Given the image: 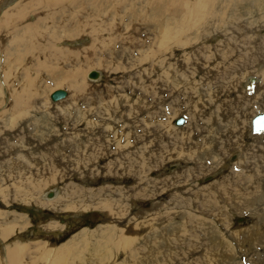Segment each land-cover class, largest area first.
I'll return each instance as SVG.
<instances>
[{
	"label": "rangeland",
	"instance_id": "1",
	"mask_svg": "<svg viewBox=\"0 0 264 264\" xmlns=\"http://www.w3.org/2000/svg\"><path fill=\"white\" fill-rule=\"evenodd\" d=\"M5 1L0 0V10ZM10 2L13 7L5 8L8 23L0 21L2 156L25 155L24 160L10 163L18 170L33 166L45 180L53 173L55 179L46 184L45 181L43 191L72 185L81 191L104 187V192L110 193L111 188L120 187L122 197H113L123 198L131 216L139 219L159 211L170 201V194L180 191L168 188L164 178L174 177L169 181L172 185L185 183L181 178L190 177L187 190H199V195L189 201L177 200L174 204L178 214L170 218L167 227L166 217H161L153 219L150 229H140L143 235L132 243L138 259L163 250V254L156 253L161 260L157 264H175L180 260L175 241L177 247L181 242L192 244L194 248L189 250L198 257L177 264H264V132L251 133L252 117L264 111V88L256 89L261 82L264 87V0H32L19 12L14 11L21 3ZM202 40H208L206 43L214 50L226 44L232 52L214 63L208 49L200 48L205 54V70L211 69V77H219L221 93L217 92L218 85L214 90L198 77L197 85L201 86L196 122L189 118L190 123L180 128L174 121L185 116L172 118L167 105L173 106L177 99L171 100L165 91L172 96L173 89L183 87V81L164 72L165 62H175L168 60L170 55L183 57L186 42ZM184 61L189 63V59ZM143 66L151 67L142 75ZM91 70L100 71L101 78L89 79ZM145 76H151V81H146ZM251 78L253 82L248 81ZM231 86L236 88L230 91ZM135 87L138 89L134 92ZM56 89H65L69 95L54 103L50 94ZM143 90L151 102L146 104L143 98L136 103V97H144ZM230 100L239 102L235 111L240 105V113L237 111L233 117L224 116L220 110ZM47 101L52 105L46 109L43 106ZM183 101L188 103V97ZM105 102L110 104L108 109H104ZM170 124L179 129H171ZM81 129L87 135L96 133L98 140L94 144L102 143L100 147L110 153L111 160L107 156L95 163L93 159L86 160L87 149L89 155L93 152L87 138L78 137ZM139 136L144 138L137 140ZM79 139L84 140L82 146H76ZM48 144L62 149L51 150ZM116 150L134 159L135 164L138 161L147 166L145 173L138 176L144 177L142 180L129 174L105 172ZM64 153L68 157L61 159ZM1 162L0 159V170L5 172ZM59 167L66 175L64 179L60 178ZM223 179L229 180L223 191L226 194L219 190L213 193L211 185H219ZM13 181H7L8 196L3 195L4 191L0 193V264L5 263L4 248L14 243L33 246L23 254L35 257L41 247L36 243L60 245L73 242L76 237L75 245L84 247L82 254L80 249L74 253L71 247L63 259L56 253L57 247L47 246L45 253L54 256L58 264H101L98 259L122 264L119 261L126 258L123 249L104 250L105 255L101 254L107 236L79 239L85 228L94 231L100 225L107 226L104 210L71 209L65 202L54 206L42 199L38 203L35 197L23 199L25 193L39 189L20 192L17 186L22 183ZM194 182L198 185H192ZM130 188H137L140 194L125 197V190ZM78 201L83 203L84 198L72 202ZM179 206L183 210L191 207L189 213L184 214ZM196 215L200 224L188 226L187 220ZM8 226L20 227V231L2 239L1 229ZM192 229H197V238H188L195 231ZM174 232L185 233L187 239L177 240V244ZM116 236L113 232L108 235L113 240ZM100 239L103 243L99 251L86 250L88 243ZM204 246L213 248L210 258L203 252ZM169 251L174 252L175 258L166 260ZM41 261L52 259L49 256V261ZM136 264L155 263L140 260Z\"/></svg>",
	"mask_w": 264,
	"mask_h": 264
},
{
	"label": "bare ground",
	"instance_id": "2",
	"mask_svg": "<svg viewBox=\"0 0 264 264\" xmlns=\"http://www.w3.org/2000/svg\"><path fill=\"white\" fill-rule=\"evenodd\" d=\"M10 1H13V4H14V2L21 3V5H19V6L17 5L16 10L14 12H19V10H20L19 8L20 7L22 9L24 6H29V4H32V0H22L21 2H20V0H6L5 2H3V4L5 6L1 7V10H0V21H2V22H4V20H5V22L7 21L6 23H8V18H7V15H6L7 9H5V8L13 7V6H11V2ZM49 40H50L51 44L54 43V39L52 37H50ZM206 42H208V40H202L201 42L196 41L195 43L194 42H186L185 44H183V46H184V56L183 57H178L177 58V57H175V55H170L168 57V60L174 59L175 62H173V61L165 62L164 72L168 76H169L170 73H172L170 75L171 76L172 75L175 76L177 78V81H181V80L183 81V83H181L183 85V87L182 86L179 87L178 90H176V91L173 89V95L172 96H171V92L170 91H168V92L165 91V94L168 97H171V100L177 99L176 102H174L173 106L167 105L169 111L173 115L172 118L173 117H177L179 115H184L185 116V122H184L185 125L183 123L182 126H180V128H184L187 125L188 122L190 123L191 120L189 121V118H192L194 123L196 122V114L198 112V105H197L198 91H199V88L201 86V85H197L198 84V82H197L198 81V77L200 79H202V80H206L208 82V87L209 88L217 90L216 86L218 85L219 88H218L217 92L221 93V87L219 85L220 84L219 83V77H217V76L211 77V69L205 70V65L206 64L204 62H202L203 56L205 54L201 51L200 48L202 46H204V48L208 49V53L207 54H209L211 56L212 61L214 63L216 61H218L220 56H223V57L229 56V54L232 52V49L229 48L226 44H221L220 46H218L217 50H214L213 46L208 45ZM154 49H156V48H154ZM233 50L236 51V52L240 51V49H237V48H234ZM149 53L152 54L153 50H151ZM147 56H148V54H147ZM180 59L182 60V62L184 61V59H189V63L184 61V62H186V67L183 65V63L180 61ZM232 64H234V63H232ZM149 67H151V66H149ZM149 67L147 66V67L143 68V71L141 72L142 75L144 74L145 70L148 73V68ZM169 67H171V69H169ZM121 69L124 70V67H122ZM95 71H97V70H95ZM97 73H98V77L95 78V79H91V80H96V79L101 78V72L97 71ZM141 77L142 76H139L138 78L140 79ZM150 77L145 76L146 81H151V80H149ZM175 77H173V78H175ZM179 78H180V80H179ZM8 80H10V79H8ZM259 82H261V81L259 80ZM235 88H236L235 86H231L230 87V91L235 89ZM262 88H264V87H263L262 82H261L256 89H262ZM136 89H138V88L135 87L133 89V91L135 92ZM63 90H65V89H63ZM65 91L67 92V96H68L69 92L67 90H65ZM142 92H143V96L144 97H142V96H139L138 98L136 97V103L138 101H140L141 99H143V98H144V101H145L146 104L149 101L151 102V100L145 96L146 93H144V90ZM251 93L252 92H250V96L253 94V93L252 94ZM163 95H164V90H162V96ZM185 96L188 97V101H189L188 103H185L183 101V98ZM173 98H175V99H173ZM52 102L55 103L57 101H52ZM52 102L51 101H47L44 104L43 107L46 108V109L49 108L50 105H52ZM237 104H239L238 100H235V101L230 100V103L226 104L225 108H220V110L223 111L224 116L233 117L232 114L236 113L237 111L239 112V106L240 105L238 106V110L235 111V108L237 109V106H236ZM75 106L78 107L79 104L75 103ZM109 106H110L109 103H107V102L104 103V109H108ZM16 111L18 112L17 109H16ZM136 111H138V110H135V112ZM19 112H20V110H19ZM146 113H147L148 116H150L148 111H146ZM138 115H139L138 112L136 113V115L134 114L135 117H138ZM145 121H146V124H147L148 123L147 119ZM95 123L96 122H94V123L92 122V124H94V125H95ZM137 124H139V121H137ZM188 125H190V124H188ZM171 129L177 130L179 128H176L174 125H171ZM78 132H79V136L78 137L82 138V137L85 136L87 138L88 148L90 150H92V152H93V153H91L89 155L88 149H87L86 160L88 158H90L91 160L93 159L92 163H95L97 159H99L100 157H103V156H107V158L109 160H111L112 157H110V153L107 152V150L105 148L100 147V145H102V143H100V142L97 143V146L94 144V142H97V140H98V136L94 135V134H96L95 132L91 133L89 135H87L88 133H87L86 130H82L81 129ZM132 133H134V132H132ZM136 133L139 135L138 132H136ZM229 136H230V134L228 133L227 137H228L229 141H227V143H229L230 140H231V138ZM19 138H20V136H19ZM143 138H144L143 136H139V138L137 140L143 139ZM130 143L132 144L133 141H130ZM83 144H84V140L79 139L76 146H82ZM48 147L51 150L59 148V147L56 148V146H53L51 144H48ZM60 149H62V148H59V150ZM165 152H166V150H165ZM2 154L3 153H1V151H0V159L3 162V163L1 162V165H4L5 172L3 170H0V193H2V191H4L3 195L8 196L7 190L10 189V185L7 184V181L8 180L10 181V179H13L14 180L13 182L20 181L22 183V184L17 186L18 190L20 189V192L23 191V190L27 191V189H30V190H38L39 189V191H36L34 193H29V194L25 193L26 194V198L22 197L23 199H27V198L28 199H33L35 197V200L38 203L40 202V199H42V200H44V202H47V203L50 202V203H52L51 205H54V206H58V205L63 204L65 202L66 203V207L71 208V209L93 207V208L104 210L106 212V218L104 219V224L107 225V226H110V227H107V226H102L101 227V225H100L101 228L99 227V229L94 230V231H91L93 229L87 230V228H85L83 230L82 234L79 233L80 234L79 235V239H82V238L97 239L99 237L107 236V239H106V242H105L106 246H103V251H102L101 254L105 255L103 253L104 250L108 251L110 249L111 250H115V249L117 250L119 248L123 249L125 254H126V258H124V259L119 261V262L122 261V264H136L140 260H145V261L149 260V262H152V263L154 262L155 264H157V262H161V260H159L160 258L157 259L158 258L157 254H159V253L163 254L164 253L163 250L151 253V255L149 257H142V258L138 259V257L134 253L136 248L133 247L134 245H132V243L134 241H136L137 237H141L143 235L142 231H140V229H146V228L150 229L149 226L151 225L153 219L157 221V219H159L161 217H166L167 220H165V224H167L166 225V227H167L170 224V221H171L170 218L172 216H175L176 214H178V212H177L178 210H177V207H176L177 205L174 204V203H176L177 200L178 201H181V200L189 201L191 198L199 195V192H198L199 190L195 191L193 188H192L193 192L191 190H187V189H189L188 188V184L191 183L190 177L181 178L180 181H183L185 183L178 182L176 184L169 185V181L172 178H174V177L167 176L164 179L168 180V184H167L168 188H174V189L180 190V191L179 192L176 191L177 192L176 194H170V198L168 199L170 201H168L163 206V208L160 207L161 209L159 211L150 213L146 218L139 219L138 217H132L131 216V212H130L128 203L125 202L123 200V198H115V197H113V196L122 197L123 190L120 187L111 188L110 189V193H108L107 191L105 193L104 190H103L104 187H103V189L81 191V190H78L76 187H74L72 185H68V186L62 187L60 189L56 188V189H51V190H48V191L47 190L43 191L42 184L45 181H46L45 182V184H46L48 181H51V180L55 179V175H53V173L52 174L50 173L49 176L47 175L48 176L47 177L48 180H45V178H43V176L40 175L39 172H36L35 170H33L34 169L33 166H29L30 169L27 168V169L18 170L17 166H14L10 162L12 160L16 161L18 159L24 160L25 155H23V154H14L11 157L10 156L6 157V156H2ZM49 154H50V152L48 153V155ZM52 154H54V151H52ZM67 157H68L67 154L64 153V154H62L61 159H66ZM59 160H60V157L57 155V159H56V161H58L57 163H59L61 161V160L60 161ZM88 161H89V159H88ZM160 161H162V160H160ZM144 162L147 164V161L144 160ZM157 162L158 161L153 163V165L156 166ZM110 163L111 164H109V166H108L109 168L107 169V171H105L106 173L109 172V173H107L108 175H111V174H119V175L129 174V175L138 177L141 174H144L145 170L147 169L146 165H140L138 163V161L135 164L134 163V159L126 158V155L124 153H122L120 150L117 151V154H115L113 156V160L110 161ZM118 166L124 167V168L127 167V168L123 170L122 168H118ZM9 169H10L11 172L8 171ZM76 171H77V169H76ZM58 173H60V176H61L60 178L64 179V177L66 176L61 171V167L58 168ZM91 174H92V172H91ZM6 175H7L8 178L5 177ZM57 178H58V176H56V179ZM143 178L144 177H138L139 180H142ZM228 181H229L228 179L227 180L223 179V182H220L219 185H216L217 182L212 184L211 185L212 186V188H211L212 192L213 193H217V191L219 190L222 193L225 190V188L227 187ZM142 184H144V183H141L139 185H142ZM151 184H153V183H151ZM192 185L197 186L198 184L196 182H194V183H192ZM146 189H148V188H145V191H147ZM138 194H140V193L137 191V188H130V189L125 190L124 196L125 197H130V196L133 195V196L137 197ZM223 194H226V191L223 192ZM108 195H110V196H108ZM107 196L110 197V198H107ZM78 198H84V202L83 203H79V201H78V203H75V202L73 203L72 202L73 200H76V199L78 200ZM193 201H195V200L193 199ZM210 203H212V202H210ZM178 208H181V210H182V212L184 214H188L191 207H189L186 210H183L182 206H179ZM186 224L188 226H192V225L198 226L200 224V219H199V217L197 215L193 216V217H191V218H189L187 220ZM111 226L114 227L117 230V232H114V231L110 230L112 228ZM134 228L139 229V231L135 233ZM192 230H195V231H194V233H192L193 235L188 236V238H191V239L197 238V235H196L197 229H192ZM16 231L19 232L20 231V227H14V226L13 227H9L8 226L6 228H2L1 229L2 239H6L10 235H13V234L15 235L17 233ZM110 232H113L115 235H117L115 240H113L111 237H108ZM188 232L191 233L192 231L190 232V230H188ZM188 232H186V233H188ZM222 235L225 236L226 234L223 233ZM172 236H173L174 240H176V241L177 240L178 241L179 240L182 241V240H186L187 239V235H185V233H182L181 235H179V234H177V232H174V233H172ZM76 239H78V237H76L74 240H76ZM74 240H73V242L72 241H68V242H66V244L61 243L60 245L59 244H53L51 242H39V243H36L38 245H41V247H40L39 250H37L38 253H36L35 257H33V255L32 256H24V254H23V251H26L27 249H30V248H34L33 246H27V244H23V243L17 242V243H14V244L10 245L9 247L4 248V254H5V259H4L5 261L4 262L6 264H21L19 260H23L24 262L22 264H56L55 263L56 259L54 260V256H52L51 254L48 255L47 253H45L46 246L49 249L52 248V247H57V246L61 247V248L56 250V253L58 254V256L60 258L64 259V256L67 255V253L70 251L71 247L74 250L79 248V246L81 247L82 244L75 245ZM178 241H177V244H179ZM102 243H103V239H100L98 242H94L93 244L92 243H88L87 246H86V250H88L90 252L94 250V253H95V251H99L100 250V248L102 247L101 246ZM174 243H175L176 248L179 251L178 254L180 255V260H178L177 263H185V262L195 261L198 258L197 256H195L193 250L192 251L189 250L191 248V246L194 248V246L192 244L188 245V243H182L181 242L182 244L180 243L178 245V247H177L175 241H174ZM204 247H206V248H203V252H205L207 254V256L210 258L212 253H213V248H211L209 246H204ZM149 249L151 250L150 246H149ZM96 253H99V252H96ZM191 255H193V256H191ZM49 256L52 259L51 262H44L43 261L44 262L43 263L41 261V260L49 261ZM99 256H100V253H99ZM169 258H175V254H174L173 251H169L168 252V254L166 256V260H168ZM105 261L106 260L98 259L97 262H99L101 264H104V263H107ZM64 263H65V261H64ZM177 263H175V264H177ZM57 264H58V262H57ZM166 264H168V263L166 262Z\"/></svg>",
	"mask_w": 264,
	"mask_h": 264
},
{
	"label": "water",
	"instance_id": "3",
	"mask_svg": "<svg viewBox=\"0 0 264 264\" xmlns=\"http://www.w3.org/2000/svg\"><path fill=\"white\" fill-rule=\"evenodd\" d=\"M98 77V73L95 70H91L88 73V78L89 79H95ZM249 82H253V78L248 80ZM67 96V92L63 89H56L51 92L50 94V99L52 101H58L61 99H64ZM185 122V119L182 117H178L175 119L174 124L176 126H182V124ZM264 131V111L257 113L254 115L251 119V133L256 135V134H261Z\"/></svg>",
	"mask_w": 264,
	"mask_h": 264
},
{
	"label": "crops",
	"instance_id": "4",
	"mask_svg": "<svg viewBox=\"0 0 264 264\" xmlns=\"http://www.w3.org/2000/svg\"><path fill=\"white\" fill-rule=\"evenodd\" d=\"M59 248H61V247H58V246H57V249H59ZM83 248H84V247H82V248H77V249L74 251V253H76V252L79 251V249H80V254H82V250H83ZM57 249H56V250H57ZM70 250L72 251L71 248H70Z\"/></svg>",
	"mask_w": 264,
	"mask_h": 264
}]
</instances>
